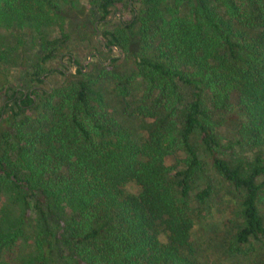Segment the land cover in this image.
<instances>
[{"label": "trees", "instance_id": "trees-1", "mask_svg": "<svg viewBox=\"0 0 264 264\" xmlns=\"http://www.w3.org/2000/svg\"><path fill=\"white\" fill-rule=\"evenodd\" d=\"M114 4L0 0V29L39 51L36 80L64 78L36 97L0 70V264H200L192 233L217 211L228 251L264 247V0H142L103 33L101 52L130 53L129 73L47 68L73 18L93 32ZM10 54L0 32V63Z\"/></svg>", "mask_w": 264, "mask_h": 264}, {"label": "rangeland", "instance_id": "rangeland-1", "mask_svg": "<svg viewBox=\"0 0 264 264\" xmlns=\"http://www.w3.org/2000/svg\"><path fill=\"white\" fill-rule=\"evenodd\" d=\"M142 6V0H132L129 4L127 0H115L114 7L108 15L107 20L104 22H94L95 30L93 32L90 27L85 26L90 25L91 16L73 18L70 27L67 29L69 35L67 45L59 54L61 64L51 62L47 68H60L61 65H66L69 68L68 74L73 73L75 67L72 62L77 60L79 64L86 66L87 71H90L98 64L99 66L97 67L102 69L105 74L114 72L116 76H124L129 73L133 67L130 53L125 51L120 52L114 46L112 51L107 48L105 49V53L101 52L106 44L103 33L122 29L123 25L125 26V23L133 15L136 16L141 11ZM0 32L5 37L7 49L12 51L9 58L5 62L0 63V70L4 71L8 76L10 91L17 90L23 93L35 91L36 97H38L42 89L49 87L47 82L53 86L63 81L62 75L52 74L45 80L46 83L38 82L33 75V65L34 57L39 51L37 48L30 47L29 37L25 33H21L24 45L20 48L14 38L18 31L1 28ZM125 32L131 37V43L137 44L139 42L137 29L126 30ZM112 61L114 62L112 63ZM110 79V76L106 78L103 91L107 98L112 96L114 91L113 83L110 84L108 81ZM3 101L4 95L0 94V106ZM220 132L230 133L231 130L227 127H222ZM144 134L143 131L140 132L141 136ZM235 140L237 139H234V143H236ZM235 150L237 153L249 154L248 147L240 148L239 146H235ZM206 169L211 175L213 185L220 189L224 196H228L229 199L234 201L232 193L227 191L224 180L211 172L208 167ZM196 184L197 189H200L202 182L198 180ZM125 188L133 194L139 191L138 186L132 182L127 183ZM193 194L194 192L191 193V203L194 205ZM1 200L5 201V198ZM220 221L221 215L217 211L213 217L198 221L194 227L191 239L196 250V259L200 264H264V247L256 241H252L250 244L244 246L239 254L228 251L220 231ZM160 239L164 241L163 235H160Z\"/></svg>", "mask_w": 264, "mask_h": 264}]
</instances>
